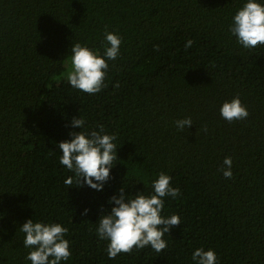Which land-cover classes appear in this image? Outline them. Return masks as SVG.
Segmentation results:
<instances>
[{
	"label": "trees",
	"instance_id": "obj_1",
	"mask_svg": "<svg viewBox=\"0 0 264 264\" xmlns=\"http://www.w3.org/2000/svg\"><path fill=\"white\" fill-rule=\"evenodd\" d=\"M241 3L0 0V264H31L19 226L32 217L68 227L67 264H193L201 246L215 249L219 264H264V46L247 50L231 35ZM106 30L122 44L104 88H71V45L102 52ZM236 96L249 116L229 123L220 106ZM79 115L89 130L102 124L117 137L102 192L64 183L74 174L59 164L57 143ZM189 116L193 125L178 131L175 121ZM226 156L231 178L221 171ZM161 171L181 190L166 198L163 214L181 218L167 248L108 259L95 233L102 206L110 211L108 198L124 185L151 191Z\"/></svg>",
	"mask_w": 264,
	"mask_h": 264
},
{
	"label": "clouds",
	"instance_id": "obj_2",
	"mask_svg": "<svg viewBox=\"0 0 264 264\" xmlns=\"http://www.w3.org/2000/svg\"><path fill=\"white\" fill-rule=\"evenodd\" d=\"M229 31L244 49L264 46V0H242L232 15ZM104 41L102 52L80 42L71 45L67 56L70 68L65 74L71 88L90 95L102 91L109 70L108 61H115L121 55L122 37L106 30ZM192 43L188 40L185 48L191 47ZM220 116L231 123L246 119L249 111L236 96L221 104ZM192 125L190 116L175 121L178 131ZM77 128L80 131L74 130ZM68 136L69 139L57 143V151L61 153L59 164L74 174L64 180L65 185L71 186L75 182V185L102 192L112 178V169L118 160L116 134L106 132L102 124L98 125V130H89L86 119L79 115L71 120ZM232 168L233 159L226 156L221 168L225 178L233 176ZM171 181L172 177L161 171L151 180V191L129 193L124 185L108 198L112 207L105 211L102 206L95 225L97 238L107 241L108 259L130 253L134 248L150 247L157 253L167 248L165 234H170L171 229L181 223L179 215L163 214L166 198L176 199L181 195L180 188L173 186ZM89 211L85 208L83 215ZM19 231L24 236L23 246L29 250L25 260L31 264H67L70 261L72 250L70 240L66 238L69 229L64 224L32 217L19 226ZM191 259L193 264H219L215 249L210 247L196 248Z\"/></svg>",
	"mask_w": 264,
	"mask_h": 264
},
{
	"label": "rangeland",
	"instance_id": "obj_3",
	"mask_svg": "<svg viewBox=\"0 0 264 264\" xmlns=\"http://www.w3.org/2000/svg\"><path fill=\"white\" fill-rule=\"evenodd\" d=\"M66 74V73H65ZM64 74V76L66 77V75Z\"/></svg>",
	"mask_w": 264,
	"mask_h": 264
}]
</instances>
